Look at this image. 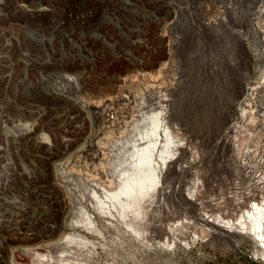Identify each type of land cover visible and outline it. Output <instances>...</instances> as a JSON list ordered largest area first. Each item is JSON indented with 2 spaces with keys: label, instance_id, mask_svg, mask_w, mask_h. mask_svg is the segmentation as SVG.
<instances>
[{
  "label": "rangeland",
  "instance_id": "374dc122",
  "mask_svg": "<svg viewBox=\"0 0 264 264\" xmlns=\"http://www.w3.org/2000/svg\"><path fill=\"white\" fill-rule=\"evenodd\" d=\"M159 102L176 154L137 212L110 193ZM263 197L264 0H0V264H264L202 222Z\"/></svg>",
  "mask_w": 264,
  "mask_h": 264
},
{
  "label": "bare ground",
  "instance_id": "6f19581e",
  "mask_svg": "<svg viewBox=\"0 0 264 264\" xmlns=\"http://www.w3.org/2000/svg\"><path fill=\"white\" fill-rule=\"evenodd\" d=\"M25 10H27V8H25ZM162 98H164V97H162ZM163 100L164 99H162L160 101H163ZM158 104H160V102ZM157 108L153 109L154 111L150 115L148 125H146V123L143 124V122L141 123L144 126L146 125L147 128H142V127H144L143 125H142V127L138 126V129L142 128V129H140L142 132H139L140 130H138L136 128L137 129L136 131L139 132V134L141 135V138H145L144 140H146V141H144L143 144H141V145L136 144L137 138L135 136L136 139H133L134 137L132 136L131 137L132 139H130L129 142L126 141V143H128V147L130 146V149H126L127 144L124 143L125 144L124 145L122 143L123 144L122 148L124 150L126 149L127 151L129 150L128 152L132 153L133 167L134 168H136V167L140 168L138 175H136V173H133V172L130 174V176L127 175L126 172H128V170H129V165L128 166L126 165V161H128V160H126V159H123V161L121 160L119 162V165L121 167L119 169L115 168L117 170L115 172L119 173V175H118L119 176V178H118L119 184H118L117 189L110 193V196L115 201V203L122 202L123 195L129 196L130 202L125 201L123 203V205H126L129 208L131 207V208H133V210H135L137 212L139 209L138 206L141 205L140 202L142 200H144L146 196L151 197V196L155 195V194H152L153 192H155L154 190L161 188V186L163 185V184L161 185V181H160L162 174H163L164 170L168 167L169 160L172 159L174 157V155L176 154V152H175L176 148L174 146L175 144L172 141L171 137L169 136L170 135L169 131H168L167 127H165V124L163 121V116L165 114L166 105H164L162 103V104H160L159 108L158 109ZM145 121L147 122V120H145ZM119 165H117V167ZM125 165L128 167L127 170L125 168ZM144 167L148 168V169H146V171H145ZM93 195L96 198V203L98 204L97 206L101 210L105 209V207H106L104 205L105 203H103V201L99 198V196L96 195V193H93ZM124 200H126V199H124ZM188 200H189V197H188ZM186 201H187V199H186ZM187 203H188V201H187ZM190 203H192V201L189 202V204ZM193 203H195V202L193 201ZM137 207H138V209H135ZM141 207H143V206H141ZM136 214H138V213H136ZM140 214H138V215H140ZM202 217H200V219ZM204 219H206V218H204ZM87 221L89 222V224H92L90 219H88ZM209 221H211V222L213 221L212 224L213 225L215 224V226H216V227L214 226V230L216 228V230L224 237L232 238V239H234V241H235V239H238V240L240 239V241H241V239H245V238L253 241L254 242V251H252L253 257L256 259H259L260 261H262L264 263V199L262 200L261 203H259V202L257 203V201L256 202L251 201L250 202V209L244 210L240 215H238L237 218L235 217V219H231V218L230 219H228V218L224 219V217L222 218L220 216H214L213 220H211V217H210L209 220L206 219L205 221H202V222H204L203 225H205V223L207 225V223H209ZM128 224H130V222ZM87 225H88V223H87ZM213 225H211V226H213ZM133 226L131 225L132 228H134ZM211 226H210V228L212 229L213 227H211ZM138 233H139V231L137 232V234ZM67 243H68V241H67ZM60 256H59V258H60ZM59 258H57L58 259L57 264H77L76 262L75 263L69 262L71 260L67 261V259H66L67 256H66V258L64 257L65 259H62L61 262H60Z\"/></svg>",
  "mask_w": 264,
  "mask_h": 264
},
{
  "label": "crops",
  "instance_id": "0c3cea01",
  "mask_svg": "<svg viewBox=\"0 0 264 264\" xmlns=\"http://www.w3.org/2000/svg\"><path fill=\"white\" fill-rule=\"evenodd\" d=\"M132 44L133 43L131 40L125 38L122 47L119 48V52L123 55V60L129 63L132 61H137V59L134 58L135 55H133V49L131 47Z\"/></svg>",
  "mask_w": 264,
  "mask_h": 264
}]
</instances>
